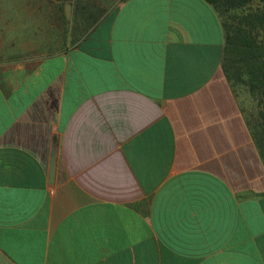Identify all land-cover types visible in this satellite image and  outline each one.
<instances>
[{"label":"crops","instance_id":"0c3cea01","mask_svg":"<svg viewBox=\"0 0 264 264\" xmlns=\"http://www.w3.org/2000/svg\"><path fill=\"white\" fill-rule=\"evenodd\" d=\"M66 4L0 0V264H264L213 5L121 0L86 32Z\"/></svg>","mask_w":264,"mask_h":264},{"label":"trees","instance_id":"16d2710c","mask_svg":"<svg viewBox=\"0 0 264 264\" xmlns=\"http://www.w3.org/2000/svg\"><path fill=\"white\" fill-rule=\"evenodd\" d=\"M59 1L73 5L72 22L82 31H89L103 15L93 0ZM207 1L215 8L224 29L226 78L237 98V88L243 86L256 101L251 116L243 112L264 160V0Z\"/></svg>","mask_w":264,"mask_h":264},{"label":"rangeland","instance_id":"374dc122","mask_svg":"<svg viewBox=\"0 0 264 264\" xmlns=\"http://www.w3.org/2000/svg\"><path fill=\"white\" fill-rule=\"evenodd\" d=\"M12 0H7V2H11ZM101 9L103 14H107L109 13L114 7L115 5H117L121 0H93ZM4 7H8L10 8L11 6H5V5H0V10L1 8ZM63 13V12H62ZM71 21V19H70ZM57 25L59 26L58 28H68V29H72V31H75L76 25L71 22H69V24H67V21L65 20V18L63 17V15L61 16L60 19H57ZM63 26V27H62ZM61 31H63V29H61ZM79 31V28L76 30ZM82 31V29H81ZM29 32V31H27ZM58 34V33H57ZM238 91V98L239 101L241 103V107L242 109L245 111V113L249 116H251V114L254 112L255 107H256V101H254V99L250 96L249 90L247 89V87H239L237 88Z\"/></svg>","mask_w":264,"mask_h":264},{"label":"water","instance_id":"95a60500","mask_svg":"<svg viewBox=\"0 0 264 264\" xmlns=\"http://www.w3.org/2000/svg\"><path fill=\"white\" fill-rule=\"evenodd\" d=\"M65 13L68 19L71 18L72 15V5L66 4ZM57 156H58V145L56 144L52 150L51 164L49 170V185H54L56 172H57Z\"/></svg>","mask_w":264,"mask_h":264}]
</instances>
